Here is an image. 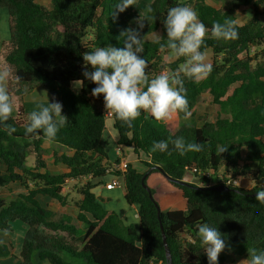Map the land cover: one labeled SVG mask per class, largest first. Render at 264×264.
I'll return each mask as SVG.
<instances>
[{"label":"trees","instance_id":"16d2710c","mask_svg":"<svg viewBox=\"0 0 264 264\" xmlns=\"http://www.w3.org/2000/svg\"><path fill=\"white\" fill-rule=\"evenodd\" d=\"M50 2L51 7H46L37 0H0V8L8 13L9 31L1 57L10 68L7 90L9 96L16 95L17 105L15 114L0 123V188L14 182L27 188L26 193L14 198L0 197V232L11 231L15 221L27 225L20 264H37L33 258L36 251L49 264H168L163 233L171 264H208L197 235L201 223L217 227L222 234L226 240L223 254L232 253L249 262L251 249L264 250V202L255 199L256 192L264 188V62L253 64L248 51L250 45L260 50L264 43V0H230L227 8L216 7L207 0H152L148 5L152 13L145 18L146 11L143 12L140 18L136 17L137 22L130 17L132 6L118 15L112 14L118 0ZM178 5L190 6L198 13L208 29L200 50L205 53L211 49L213 54L212 71L206 78L199 82L184 78L189 114L178 111L157 121L142 110L131 124L112 117L118 144L135 154L142 152L148 159L143 161L145 171L129 164L122 175L124 198L130 206L138 207V222L143 229L140 233L134 224L124 222L121 213L106 209L93 192L102 183L101 177L118 176V171L110 172L108 168L110 162L103 139L106 108L102 94L91 95L96 85L83 76L85 70L91 71L83 55L108 45L122 48L121 33L139 28L142 23L140 55L148 62L149 79L158 76L163 56L168 53L163 21L168 9ZM247 5L252 6L249 18L240 23L238 10ZM225 20L236 21L237 39L212 36V25ZM158 32L159 37L151 38ZM262 48L257 56L264 59ZM185 58H176L169 70L174 72ZM12 79L15 90L10 88ZM75 82L79 83L78 90L73 87ZM234 83L238 85L228 94ZM35 86L44 87L53 100L60 102L61 114L68 119L51 141L43 130L25 133L30 113L26 112L24 97ZM203 93H208L212 102L219 105L217 119L200 126L180 122L182 118L195 117L197 101ZM9 127L16 131L9 134ZM178 137L201 144V151L181 155L172 143ZM162 140L168 142V149L153 151V144ZM44 143L49 146L55 164L64 165L68 171L48 169L42 155L48 152ZM243 147L246 153L242 155ZM30 156H34L32 166L28 165ZM118 162L119 158L115 163ZM192 167L213 170V174L224 167V179L226 173L233 178L248 176L254 185L228 186L227 191L203 190L166 177L180 180ZM145 173L146 187L141 182ZM152 174L161 175L180 190V208H163L160 190L148 184ZM88 175L99 180L87 178L78 188L81 198L75 203L79 210L77 219L84 225L81 232L68 215L54 219L52 211L42 206L37 197L47 196L65 205L66 179L75 181ZM201 182L211 183L209 178H202ZM10 254V248L0 243V258ZM223 261V256L218 257V264Z\"/></svg>","mask_w":264,"mask_h":264},{"label":"clouds","instance_id":"9594fccd","mask_svg":"<svg viewBox=\"0 0 264 264\" xmlns=\"http://www.w3.org/2000/svg\"><path fill=\"white\" fill-rule=\"evenodd\" d=\"M135 3L136 0H118L114 6L116 11L112 14L118 15ZM152 11L150 6L147 7L145 18ZM163 24L166 30L168 58L170 60L180 57L187 58L174 73H163L149 79L146 74L148 62L140 55L143 50L139 31L140 28H143L142 23L139 28L125 29L121 33L124 38L122 48L108 45L98 47L83 55V60L91 68V71L85 70L83 76L96 85L92 89L91 95L97 97L102 94L106 111L110 110L117 119L128 124H131L141 114L142 110L150 113L157 121L165 120L172 113L178 111L189 114L188 100L183 87L184 78L199 82L212 71V65L205 62V54L200 50L208 29L199 20L198 13L193 8L187 5L169 8ZM211 34L217 39H237V23L235 20L214 23ZM262 47H264V43ZM161 48L164 49L165 45H161ZM7 76L6 71L0 72V123L7 121L13 112V104L6 86ZM62 107L60 102L55 100L49 102L47 99L46 106H40L38 110L29 114V123L25 128V133L33 134L37 130H43L48 140H54L59 129L68 121L67 117L61 114ZM8 131L11 134L16 129L9 127ZM172 143L181 155L188 151L199 152L202 149L201 144L186 142L183 137L176 138ZM167 149L168 142L162 140L155 142L152 150L163 152ZM120 162L119 160L114 169L125 172L128 163L125 169H117ZM193 168L197 167L188 168L184 176L186 174L191 176L192 172L194 177L200 178L199 184L204 185L201 179L206 177L200 173L213 170L197 168L200 172L195 173L192 171ZM123 173L121 174L123 175ZM223 174L218 171L216 174L212 173L217 179L208 185L225 184L219 179V176L223 177ZM226 175L228 176L230 173H226ZM239 177L245 178V176ZM115 178L119 180L118 176ZM253 185L254 182L252 181ZM242 187H246V185L243 184ZM255 199L264 202V188L256 192ZM197 235L202 245L201 248L206 254L208 264H218V256L225 250L226 240L217 230V227H213L209 223H201L198 225ZM248 264H264V250L251 249Z\"/></svg>","mask_w":264,"mask_h":264},{"label":"rangeland","instance_id":"374dc122","mask_svg":"<svg viewBox=\"0 0 264 264\" xmlns=\"http://www.w3.org/2000/svg\"><path fill=\"white\" fill-rule=\"evenodd\" d=\"M40 4L46 6V7H51V2L50 0H37ZM230 0H221V1H213V0H207V3L209 4H212L216 7H229L230 3H229ZM150 2H152V0H136V3L131 7V20L133 22H137L139 19H136V17H139L143 15V12L146 11L148 5L150 4ZM251 5H247L245 7H243L242 9L238 10V20L240 23H244L245 21L248 20L249 18V15H250V12H251ZM159 37V32L158 33H155L151 36V38H157ZM9 38V31H8V13H7V10L5 8H0V72H7L8 73V76H7V79H6V86L8 84V80L11 79V71H10V68L9 66L4 63L2 57H1V51H2V44L3 42H5L6 40H8ZM150 39V38H149ZM260 50H258L255 46L251 45L250 46V49L248 50L250 53H249V56L253 58V64L256 63V62H264V59L261 58L260 56H257L258 54H260L261 52V49H263L262 47L259 48ZM210 52L209 51H206L205 53V57H206V63H212L213 61V54L209 55ZM244 55V53L242 54ZM176 59V58H175ZM175 59H169L168 58V53H166L164 56H163V67L162 69L160 70L159 72V75L160 74H163V73H174L176 72L178 69L171 71L169 70L170 67V63H172L173 61H175ZM187 59V58H185ZM217 60H221V56H217ZM185 61H182L181 63H179L177 66L179 68V66L184 63ZM14 83L15 81L12 79L10 81V88L14 89L15 90V86H14ZM238 85V83H234L231 85L230 89H229V92H231V90L233 88H235L236 86ZM37 88H35L36 91H34L33 94L35 93H39L37 90H40V89H45L43 88L42 86L38 87L36 86ZM73 87L75 89H78L79 87V84L78 83H74L73 84ZM32 88V89H34ZM32 89L30 90L29 93H32ZM32 91V92H31ZM10 100L13 104V109L15 110L16 109V95L14 93H11L10 94ZM197 107H198V110H197V114L193 119H181L183 121L184 124L186 123H190V124H197L199 123L198 120H201V121H204V120H210V121H213L215 118H216V114L218 113L216 108H217V105L215 103L212 102L211 100V96L208 94V93H203L200 95L198 101H197ZM15 114V112H14ZM263 141H264V138H263ZM104 145H105V148H106V151L108 152V154L110 155L109 157H111V155L115 154L116 152V143L113 142L112 140H110L108 143H106V141L104 140ZM43 148L46 149V151H48L47 153L43 152L42 155L48 165V169H50L52 172H65V171H68V169L62 165V164H55V162L51 159L50 157V151H49V146H47V143H44L43 144ZM34 164V156L33 157H29L28 158V165L32 166ZM112 163L110 162L109 163V171L112 172V169L115 168L114 165H112L110 167ZM145 167V166H144ZM115 170V169H114ZM146 170V168H145ZM143 171V170H142ZM218 172L219 173H224V167H220L218 169ZM109 175L106 174L104 175L103 177L101 178H106L108 177ZM91 176L88 175V176H80L78 180H75V181H70V182H67V185H66V190L65 192L68 191V189H70L71 193L74 192L76 194V196L78 197V194L77 192H79L78 188H81V184H83V182L85 183L87 180V178H90ZM211 183L215 182V175H211L209 177ZM99 180V179H98ZM67 181H69L67 179ZM96 182L97 179H96ZM104 181H102L103 183ZM93 183V182H92ZM160 183H164L163 186H159ZM209 184V183H208ZM208 184H204V185H208ZM99 185V183L97 184ZM158 187H159V190H160V195H159V201L165 205V207H167L166 205V201H164L166 198L163 196V194L165 193H170L171 191H174L173 193H175V197H176V193H180V192H177V188L174 187L171 188L170 184L169 183H166V182H163L162 180L159 181L158 183ZM19 191H24V187H22L21 184H10L8 187H5V188H0V195H3L5 196L6 198H13L14 196H17L19 193ZM180 194H177V196H179ZM13 196V197H12ZM40 196V201L42 202L43 205H47L50 209H52L53 211V214H54V218L57 220L59 219L63 214H66V213H62L63 211L70 213L72 214L74 217V222L76 223V225L80 228L83 227V224L82 222L78 221L77 218H76V214H77V209L73 203V198H71L69 196V194H67L66 196V199L68 200V204L66 205H62L59 201L53 199V198H50V197H46V196ZM180 198V196H179ZM180 204V202H178V205ZM163 207V208H165ZM13 225V224H12ZM223 256L224 257V261L222 264H248V261L245 259V258H238L237 256H235L234 254L232 253H229V254H223V253H220L218 257H221Z\"/></svg>","mask_w":264,"mask_h":264},{"label":"crops","instance_id":"0c3cea01","mask_svg":"<svg viewBox=\"0 0 264 264\" xmlns=\"http://www.w3.org/2000/svg\"><path fill=\"white\" fill-rule=\"evenodd\" d=\"M206 51L210 52L209 55L212 54L211 49H207ZM206 51H205V53H206ZM35 88H37V87L35 86ZM35 88L32 89V91H33V92L31 91L32 93H29V94L27 93L24 97L26 112H28V113H31L34 110H38L40 106H46L47 99L49 100V102H52L54 99V97L51 96L46 89L37 90L39 93L33 94L34 91H36ZM78 89H79V87H78ZM78 89H76V90H78ZM232 90H231V92H232ZM231 92L228 91V94H230ZM211 100H212V97H211ZM197 110H198V107H197ZM216 110L218 113L216 114V118L213 121H215L217 119V117L220 113L219 105H217ZM14 112H15V110L13 109V112H12L13 115H14ZM197 113L198 112H196L195 116L198 115ZM222 117H225V115H222ZM183 119L185 120V118H183ZM205 121L212 122L210 120H204V121L198 120L199 123H197V126L202 125ZM180 122H183V121L180 120ZM263 138H264V136H262V140H263ZM103 139L106 141V143H108L110 140H112L113 142L116 143L117 148H116L115 154H113V155H111V157H109L110 155L106 151L108 154V157H109V162L112 163L111 166L117 165L118 163H115V161L119 158L120 161H126L128 163V165L130 164L132 167L136 168L138 171H140V172L145 171L143 161H148V159L146 158V156L142 152L135 154L132 151V149H130V148L126 149L125 147H122L118 144V142H117L118 135H117V131L113 127L112 118H106V127L104 129ZM241 153H242V155L246 153L245 147L242 148ZM30 157H33V156H30ZM112 170L114 171V169H112ZM123 172L124 171H118V178H119L120 183H121L120 187H115L113 189H106L104 187V185L106 183H109L112 179H114L116 177L115 174H108L109 175L108 177L103 178V180H102V181H104L103 183H100L99 185H97L93 188V192L97 196V199L99 200V202H101V204L106 209L114 210L119 215L121 213V215L123 216L124 222L126 224H134V226L137 228V230L141 233L143 231V229L139 226V222H138V214H137L138 207L136 205L130 206L124 198V181H123V176L121 174ZM186 176H188V175L186 174ZM191 176L194 177L195 175L191 172ZM67 179L69 181H67ZM67 179H66V185H67V182L72 181L69 178H67ZM88 180L96 182V179H92L91 177ZM160 180L168 183L166 181V179L163 178L161 175L152 174V175H150V177L148 179V184L149 185L151 184V186L153 185V187H156V189L158 190L159 189L158 183ZM97 181H98V179H97ZM12 184H20V183L14 182ZM242 184L246 185V187H251L252 186L251 178L248 176L243 178ZM29 185L32 186L31 183ZM66 185L63 187L64 192L66 190ZM163 185H164V183H160L159 186H163ZM170 186H171V188L174 189L173 185H170ZM26 191H27V188H24V191H19V192L26 193ZM173 192L174 191H171L170 193L163 194V196L166 198L164 201H166V205H167V207H165V205H163L161 203L163 205V207L170 208V209L180 208V206L178 205V202H180L182 200V195H181V193H176V197H175V193H173ZM177 192H180V190H177ZM67 194H69V196L71 198H73V203L75 200L79 201V199L81 198V196L78 193H77L78 197L76 196V194L74 192L71 193L70 189H68ZM177 194H180L179 195L180 198H179V196H177ZM0 197H5V196L0 195ZM14 197H16V196H14ZM37 199L41 203L42 206H44L47 209H49L50 211H52V209H50L47 205L42 204V202L40 201V196H38ZM67 204H68V202H67ZM74 205L77 209V214H78L79 210H78L77 204L74 203ZM52 213H53V211H52ZM62 213H66V214H63L62 216H64V215L70 216L72 224L75 225L78 228V230L83 232L84 225L82 228L78 227L76 225V223L74 222V219H73L74 216L72 214L68 213V211L67 212L63 211ZM77 214H76V218H77ZM53 216H54V214H53ZM86 216L90 220L93 219L90 214H86ZM26 227H27L26 224H24L20 221H15V222H13L11 231L0 232V243L6 244L10 248V252H11L10 255L0 258V264H20V261H21L20 260V252H21V248H22L24 234L26 232ZM33 258H34L35 263L37 262V264H49V262L47 260L41 259L39 257V251L35 252Z\"/></svg>","mask_w":264,"mask_h":264},{"label":"water","instance_id":"95a60500","mask_svg":"<svg viewBox=\"0 0 264 264\" xmlns=\"http://www.w3.org/2000/svg\"><path fill=\"white\" fill-rule=\"evenodd\" d=\"M160 171L162 172V169H160ZM149 172V171H148ZM147 173H145V175L142 177V185L144 187H146L144 185V177L146 176ZM190 174V173H189ZM190 175L188 176H184L181 180H176V179H173L169 176H166L167 179L171 180V181H174L176 183H179V184H183V185H188V186H191V187H195V188H199V189H203V190H216V191H227V190H230V188L228 186H226L225 184H217V185H200L199 182H200V178L199 177H194L192 178L191 176L189 177ZM148 192H149V197H152L151 195V192L149 191V189L147 188ZM156 207H157V212H158V215L160 213V208L158 207V205L156 204ZM163 233V232H162ZM162 240H163V243H164V247H165V253H166V257L168 258V264H171V255H170V251H169V248L166 244V238L164 236V233L162 234Z\"/></svg>","mask_w":264,"mask_h":264},{"label":"built area","instance_id":"2783aa9c","mask_svg":"<svg viewBox=\"0 0 264 264\" xmlns=\"http://www.w3.org/2000/svg\"><path fill=\"white\" fill-rule=\"evenodd\" d=\"M107 118H111L113 117V114L111 113L110 110H107L105 113ZM127 166V162L126 161H121L119 166L117 167V169H125ZM193 172L197 173L200 172L197 168H193L192 169ZM202 176L208 178L212 175V173L210 171H205V172H201L200 173ZM219 179L221 181H223L225 184L227 185H235V186H242V178L238 177V178H233L230 175L227 176L226 179H224L223 177L219 176ZM120 181L117 178L112 179L109 183L105 184V188L106 189H112L115 187H120Z\"/></svg>","mask_w":264,"mask_h":264}]
</instances>
